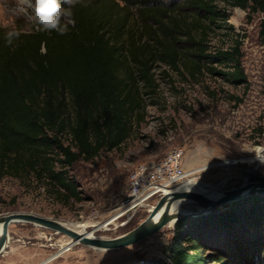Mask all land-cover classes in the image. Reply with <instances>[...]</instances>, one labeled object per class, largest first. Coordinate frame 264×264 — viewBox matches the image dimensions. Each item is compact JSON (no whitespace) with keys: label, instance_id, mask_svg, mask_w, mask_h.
<instances>
[{"label":"trees","instance_id":"obj_1","mask_svg":"<svg viewBox=\"0 0 264 264\" xmlns=\"http://www.w3.org/2000/svg\"><path fill=\"white\" fill-rule=\"evenodd\" d=\"M229 7L264 13V0H81L65 35L34 26L17 30L11 46L10 30L0 26V180H36L58 202H83L71 169L120 150L136 134L158 89L155 65L246 84L239 46L208 52L216 29H232ZM263 194L182 218L164 257L139 264H252L261 257L252 245L232 257L206 251L221 252L215 240L236 224L264 245Z\"/></svg>","mask_w":264,"mask_h":264},{"label":"rangeland","instance_id":"obj_2","mask_svg":"<svg viewBox=\"0 0 264 264\" xmlns=\"http://www.w3.org/2000/svg\"><path fill=\"white\" fill-rule=\"evenodd\" d=\"M14 8L15 0H0V26L10 31H31L35 25L16 14ZM228 10L227 24L232 29H216L211 34L208 52L232 51L239 46L246 84L233 85L222 76L206 72L192 77L183 66L176 71L163 64L155 65L158 89L147 98L145 121L136 134L120 150L104 153L91 163L80 161L71 169L84 192L83 202H58L41 182L6 177L0 180V217L32 214L70 228L88 224V232L96 238L115 239L138 228L151 212V208H145L131 220L115 221L131 172L142 163L163 158L175 148L186 152L189 176L184 182L194 179L223 190L240 187L245 178L249 182H264V162L260 163L248 151L264 145V13L254 7ZM136 28L142 30L138 22ZM259 193H264V189L244 198ZM156 204L154 201L152 206ZM251 206L249 203L246 209L250 211ZM169 225L134 246L101 251L82 243L70 246L72 238L40 225L12 224L7 229L8 243L0 254V264L149 262L163 258L173 242L176 224ZM232 230L230 236L215 240L221 252L208 250L206 254L229 256L238 249L245 254L246 247L252 245V253L257 250L261 256H255L252 264L264 263V245L256 241L254 230L239 224Z\"/></svg>","mask_w":264,"mask_h":264},{"label":"water","instance_id":"obj_3","mask_svg":"<svg viewBox=\"0 0 264 264\" xmlns=\"http://www.w3.org/2000/svg\"><path fill=\"white\" fill-rule=\"evenodd\" d=\"M260 189H264V182H249V179L245 178L243 185L231 190H223L216 186L215 190L219 194L216 199H210L206 194L192 191H174L168 193L162 197L155 206H153L148 219L138 228L110 240L88 238L61 222L32 214H11L8 216H2L0 217V225L9 227L10 225L17 223H32L63 233L72 238L76 243L86 244L105 251H114L139 244L153 237L172 222H174L175 225L179 220L185 217H199L206 215L220 206L239 201L251 192ZM179 199L189 202V205L194 206L195 208L192 210L185 209L176 214L172 213V206L175 201ZM162 210L163 212L161 213Z\"/></svg>","mask_w":264,"mask_h":264},{"label":"built area","instance_id":"obj_4","mask_svg":"<svg viewBox=\"0 0 264 264\" xmlns=\"http://www.w3.org/2000/svg\"><path fill=\"white\" fill-rule=\"evenodd\" d=\"M186 152L171 150L163 158L138 165L130 174L125 198L117 209L115 221L131 220L137 212L152 208V203L174 192L189 176L186 171Z\"/></svg>","mask_w":264,"mask_h":264},{"label":"clouds","instance_id":"obj_5","mask_svg":"<svg viewBox=\"0 0 264 264\" xmlns=\"http://www.w3.org/2000/svg\"><path fill=\"white\" fill-rule=\"evenodd\" d=\"M78 3H81V0H15L14 11L34 24L37 31H56L60 35H65L68 25L75 23L72 19V9ZM20 34L17 30L7 31L5 33L6 46H11ZM45 51L42 44L41 53ZM248 151L255 154V159L264 162V145L254 146Z\"/></svg>","mask_w":264,"mask_h":264},{"label":"bare ground","instance_id":"obj_6","mask_svg":"<svg viewBox=\"0 0 264 264\" xmlns=\"http://www.w3.org/2000/svg\"><path fill=\"white\" fill-rule=\"evenodd\" d=\"M259 162L262 163V161H259ZM208 186L209 185H206V184L203 185L199 181L191 179V180H188V181L182 183L178 187H176L175 191H180V192L192 191V192L206 194L210 199L218 198L219 194L215 190L216 187H208ZM193 208H195V207L189 205V202L182 200V199H179V200L175 201V203L173 204L171 212L176 214L180 211L182 212V210H185V209L192 210ZM151 210H152V208H151ZM163 210L161 211V213L163 212ZM173 225H174V222L170 223L169 226L172 227ZM96 227H98V229L100 228L99 226H96ZM71 228H73L76 232H78L79 234H82L83 236H86L88 238H96L93 235V233L88 232V229L90 228V225H88V224H83V225H79V226H71ZM7 229H8L7 226L0 225V254L2 252H4L6 247H7V243H8V235H7L8 230ZM75 244H77V243L73 241L70 243V246H73ZM92 248L104 251L103 249H99L96 247H92ZM68 249H69V247L66 248V251Z\"/></svg>","mask_w":264,"mask_h":264}]
</instances>
